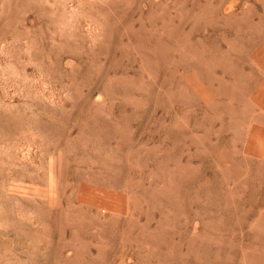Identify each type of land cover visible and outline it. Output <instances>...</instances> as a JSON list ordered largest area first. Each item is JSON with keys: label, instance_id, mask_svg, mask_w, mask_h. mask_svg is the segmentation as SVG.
I'll list each match as a JSON object with an SVG mask.
<instances>
[{"label": "rangeland", "instance_id": "rangeland-1", "mask_svg": "<svg viewBox=\"0 0 264 264\" xmlns=\"http://www.w3.org/2000/svg\"><path fill=\"white\" fill-rule=\"evenodd\" d=\"M0 264H264V0H0Z\"/></svg>", "mask_w": 264, "mask_h": 264}]
</instances>
